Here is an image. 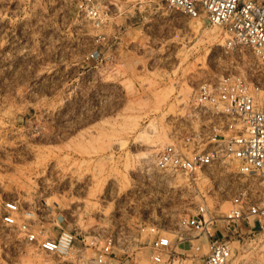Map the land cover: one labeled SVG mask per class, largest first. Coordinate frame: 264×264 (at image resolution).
I'll return each instance as SVG.
<instances>
[{
  "label": "rangeland",
  "instance_id": "374dc122",
  "mask_svg": "<svg viewBox=\"0 0 264 264\" xmlns=\"http://www.w3.org/2000/svg\"><path fill=\"white\" fill-rule=\"evenodd\" d=\"M78 1L0 0V212L4 201L18 200L37 213L36 229L51 237L74 231L79 247L119 229L138 237L139 225L175 228L204 196L235 263L264 264V229L224 220L227 178L192 181L154 167L172 134L207 125V116L190 115L199 85L249 77L255 55L166 0H97L106 12L100 28ZM0 232L9 264L69 263L39 253L1 222Z\"/></svg>",
  "mask_w": 264,
  "mask_h": 264
},
{
  "label": "built area",
  "instance_id": "2783aa9c",
  "mask_svg": "<svg viewBox=\"0 0 264 264\" xmlns=\"http://www.w3.org/2000/svg\"><path fill=\"white\" fill-rule=\"evenodd\" d=\"M166 2L169 8L190 17L203 15L210 25L224 29L228 42L252 51L257 64L249 77L223 76L216 84H200L190 115L197 121L207 116V125L192 129L184 138L172 134L171 141L155 153L154 167L162 175L192 181L200 177L210 181L215 176L227 178L231 189L225 222L264 229V0ZM77 5L94 28L104 25L106 12L99 1L79 0ZM255 180L259 188L251 185ZM35 214L30 208L22 211L18 200H6L0 222L18 230L23 241L39 253L66 258L67 264H236L230 240L213 230L215 217L204 196L193 213L179 218L175 228L139 225L138 237L146 234L147 243L130 230L119 229L102 236L90 235L83 239V246L77 247L76 232L61 229L51 237L36 229ZM63 219L62 214L57 216L58 221ZM194 238L199 242L193 243ZM2 245L0 232V264H9ZM200 246L205 252L194 255L193 250Z\"/></svg>",
  "mask_w": 264,
  "mask_h": 264
},
{
  "label": "bare ground",
  "instance_id": "6f19581e",
  "mask_svg": "<svg viewBox=\"0 0 264 264\" xmlns=\"http://www.w3.org/2000/svg\"><path fill=\"white\" fill-rule=\"evenodd\" d=\"M164 133V132H163ZM164 137H166L165 136V133H164ZM164 141V140H163ZM160 144V141H157L155 144H153L152 146L154 147V149H151L150 151H154L155 150V147L156 146H158ZM152 147V148H153ZM145 158H148V155L146 154L145 156H144ZM229 206H230V204H229V202H228V205H225L224 207H225V209H228L229 208ZM36 261H38L39 263H43V264H49V260L47 259V258H42V257H39V258H37V260Z\"/></svg>",
  "mask_w": 264,
  "mask_h": 264
}]
</instances>
